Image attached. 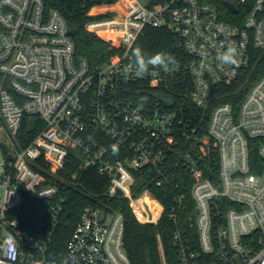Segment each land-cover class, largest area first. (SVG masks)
<instances>
[{
    "label": "built area",
    "instance_id": "obj_1",
    "mask_svg": "<svg viewBox=\"0 0 264 264\" xmlns=\"http://www.w3.org/2000/svg\"><path fill=\"white\" fill-rule=\"evenodd\" d=\"M81 1L93 17L86 29L113 50L99 67L75 60L69 26L58 10L46 11L43 0H2L0 71L12 91L0 86V141L10 156L4 157L0 173V264H131L123 214L96 204L84 207L64 255L48 257L64 197L54 186L39 185L45 174L63 167L71 150L79 168L95 167L108 175L109 193L122 192L144 223H155L164 213L176 222L182 211L186 195L171 179L176 156L192 179L195 213L189 220L197 233L191 239L188 230H174L178 264H264V76L254 81L237 111L231 103L217 105L202 136L175 103L124 98L130 81L167 87L174 80L194 105L206 107L212 87L231 85L249 66L250 49H264V0H252L241 25L221 19L214 5L199 0ZM146 26L173 33L182 56L175 65L136 76L132 53ZM228 47L237 49L239 67L217 59ZM35 115L39 130L22 146L17 135L24 117ZM253 139H258L260 159L252 163ZM40 158L47 168L37 162ZM213 161L218 182L211 177ZM138 175L156 187H171L163 194L170 198L168 209L154 196L135 194ZM23 190L34 193L41 213L54 218L41 237L9 215L21 203ZM136 209L147 210V218L138 217ZM9 237L15 238V261L5 247ZM157 239L166 264L160 235Z\"/></svg>",
    "mask_w": 264,
    "mask_h": 264
},
{
    "label": "trees",
    "instance_id": "obj_2",
    "mask_svg": "<svg viewBox=\"0 0 264 264\" xmlns=\"http://www.w3.org/2000/svg\"><path fill=\"white\" fill-rule=\"evenodd\" d=\"M43 1L46 11L58 10L67 21L69 35L75 46V60L86 59L90 67L93 68L103 65L111 57L113 50L109 44L85 27V24L93 18L87 14L90 6L83 5L81 0ZM199 1L214 5L221 19L237 25L243 23L252 2V0H246L245 3L239 4L237 0ZM228 2L234 3L237 10L232 11L228 6ZM1 6L2 0H0ZM176 42L175 35L165 27L146 26L139 36L134 49L138 47L146 55L162 52L176 59L182 56V52L176 46ZM260 76H264V49L251 48L249 66L240 71L239 77L231 85H214L207 106L204 108L194 105L182 93L178 82L174 80L169 81L167 87L163 85L152 87L146 81H130L125 85L126 96L124 98L152 102L154 100L153 93L167 92L175 100L174 108H182L184 116L186 118L191 117L192 122L198 127V134L202 136L207 131L212 110L221 103H231L234 110L237 111L254 81ZM0 86H6L12 91L9 86V78L2 71H0ZM37 121H40V118L36 115L24 117L23 124L17 135L22 146L29 143L38 132ZM258 143V139H253L250 143L252 163L256 159H260L257 150ZM0 149L3 156L10 159V156L7 155V148L2 142H0ZM171 161L176 170V174H171V179L174 185L175 182L179 183V190L186 195L182 211L176 222L169 219L164 213L157 222L144 223L136 218L129 205L128 198L122 192L118 191L114 195L109 193L110 177L108 175L99 173L95 167L79 168L80 160L78 156L73 150L69 151L63 167L53 175L45 174L44 180L39 185V187L54 186L57 190L56 195L64 197L62 209L55 221L48 257L56 259L64 255L68 240L84 207L89 204H96L103 206L109 211L123 214L125 225L124 248L131 264H163L159 253L158 235H160L163 242L166 264H178V251L173 243L174 230H188L191 239H196L197 233L196 226H192L189 220L190 215L192 216L195 213L194 200H192L190 195L192 179L188 173L186 174V170L176 156ZM37 162L44 168L49 166L48 162L43 158L38 159ZM210 162L212 165V160ZM213 169L215 177H211L214 182H218V166L214 161ZM74 173H76L75 177L72 176ZM142 179L143 175L142 177L138 175L137 181L133 186L135 194L142 193L154 196L162 200L166 209H168L170 198L166 200L163 194L172 192L171 187L164 186L159 188ZM187 204H189L188 209ZM136 213L141 219L147 218V210L145 209H136ZM9 215L15 218L21 227L40 237L47 232L51 220L54 219L50 213H41L38 199L34 193L25 190H23L21 203L11 209ZM204 256L202 255L201 257ZM202 264H211V262L205 260Z\"/></svg>",
    "mask_w": 264,
    "mask_h": 264
},
{
    "label": "clouds",
    "instance_id": "obj_3",
    "mask_svg": "<svg viewBox=\"0 0 264 264\" xmlns=\"http://www.w3.org/2000/svg\"><path fill=\"white\" fill-rule=\"evenodd\" d=\"M133 60L132 65L135 68L136 76H144L149 73L150 69L165 67L168 65H175L176 61L174 57L158 52L152 55H146L140 48H136L132 53ZM238 51L235 47H228L222 53L218 54L217 59L226 65H232L239 67ZM116 151L115 146L113 148ZM7 249L8 259L15 261L17 258V248L15 244V238L9 237V241L5 245Z\"/></svg>",
    "mask_w": 264,
    "mask_h": 264
},
{
    "label": "water",
    "instance_id": "obj_4",
    "mask_svg": "<svg viewBox=\"0 0 264 264\" xmlns=\"http://www.w3.org/2000/svg\"><path fill=\"white\" fill-rule=\"evenodd\" d=\"M228 6L230 7L232 11L237 10L236 5L232 2H228ZM153 96L161 100L166 106H172L175 103V100L173 99V97L163 92H155L153 93Z\"/></svg>",
    "mask_w": 264,
    "mask_h": 264
},
{
    "label": "rangeland",
    "instance_id": "obj_5",
    "mask_svg": "<svg viewBox=\"0 0 264 264\" xmlns=\"http://www.w3.org/2000/svg\"><path fill=\"white\" fill-rule=\"evenodd\" d=\"M140 1H146V0H140ZM3 141L4 140L2 139V141H0V142L5 143ZM3 166H4V156H3L1 149H0V173L3 170ZM2 195H3V189L0 187V198L2 197ZM141 207L143 208V206H141Z\"/></svg>",
    "mask_w": 264,
    "mask_h": 264
}]
</instances>
